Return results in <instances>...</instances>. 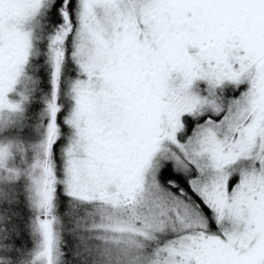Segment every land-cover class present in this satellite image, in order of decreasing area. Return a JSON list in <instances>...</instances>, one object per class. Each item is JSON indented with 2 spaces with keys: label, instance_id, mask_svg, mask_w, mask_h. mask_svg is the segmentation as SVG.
<instances>
[{
  "label": "snow or ice",
  "instance_id": "obj_1",
  "mask_svg": "<svg viewBox=\"0 0 264 264\" xmlns=\"http://www.w3.org/2000/svg\"><path fill=\"white\" fill-rule=\"evenodd\" d=\"M0 264H264V0H0Z\"/></svg>",
  "mask_w": 264,
  "mask_h": 264
}]
</instances>
